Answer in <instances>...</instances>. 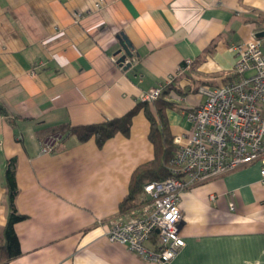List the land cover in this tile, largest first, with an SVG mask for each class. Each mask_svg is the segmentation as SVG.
Instances as JSON below:
<instances>
[{
	"label": "crops",
	"instance_id": "obj_1",
	"mask_svg": "<svg viewBox=\"0 0 264 264\" xmlns=\"http://www.w3.org/2000/svg\"><path fill=\"white\" fill-rule=\"evenodd\" d=\"M120 34L133 70L116 63ZM254 40L264 48V0H0V243L11 159L24 216L14 226L21 254L9 264H155L104 235L123 216L133 171L153 158L143 107L128 135L100 146L69 129L120 118L171 79L160 100L172 105L164 114L173 139L184 142L199 89L234 82L233 46ZM260 168L181 195L185 245L167 264H264Z\"/></svg>",
	"mask_w": 264,
	"mask_h": 264
},
{
	"label": "built area",
	"instance_id": "obj_2",
	"mask_svg": "<svg viewBox=\"0 0 264 264\" xmlns=\"http://www.w3.org/2000/svg\"><path fill=\"white\" fill-rule=\"evenodd\" d=\"M233 51L236 80L199 89L204 99L188 114L192 129L184 142L174 139L171 175L145 183L146 202L132 210L130 218L105 226L109 242L125 246L145 262L170 263L184 247L178 228L183 219L180 198L184 192L252 163L260 164L264 183V48L254 40L236 43ZM170 82L149 89L141 101L160 98ZM41 151L49 152L50 146ZM229 209H234L232 204Z\"/></svg>",
	"mask_w": 264,
	"mask_h": 264
},
{
	"label": "trees",
	"instance_id": "obj_3",
	"mask_svg": "<svg viewBox=\"0 0 264 264\" xmlns=\"http://www.w3.org/2000/svg\"><path fill=\"white\" fill-rule=\"evenodd\" d=\"M139 107H143L144 114L149 122L148 138L153 147V158L145 164L139 165L132 173L128 186V193L119 204V212L125 213L135 207L133 204L138 199H142L143 186L147 182L164 180L171 175V160L176 152V146L172 143L173 137L170 133L168 122L164 111L172 105L158 100L155 103V112L152 113L146 104L142 103L135 109L129 111L120 118L105 121L99 124L72 127L69 133L73 134L79 142L86 141L93 137L100 146L105 140L116 133L129 134L131 118ZM6 114L0 107V114ZM3 179L7 197V217L3 227V239L0 243V264H9L21 254L19 240L15 233L14 226L24 219L15 208V197L17 186L15 182V163L9 160L5 166ZM141 194V195H140ZM146 199L142 201L145 203Z\"/></svg>",
	"mask_w": 264,
	"mask_h": 264
},
{
	"label": "water",
	"instance_id": "obj_4",
	"mask_svg": "<svg viewBox=\"0 0 264 264\" xmlns=\"http://www.w3.org/2000/svg\"><path fill=\"white\" fill-rule=\"evenodd\" d=\"M117 40L119 45L121 46V50L117 51L115 55H118L121 51L123 52L120 57L116 60V63L120 65L123 70H130L131 69V61L130 59L132 58V47L129 41L124 37V35L120 34L117 36ZM133 70V69H131ZM182 222L179 225V230L181 229Z\"/></svg>",
	"mask_w": 264,
	"mask_h": 264
},
{
	"label": "rangeland",
	"instance_id": "obj_5",
	"mask_svg": "<svg viewBox=\"0 0 264 264\" xmlns=\"http://www.w3.org/2000/svg\"><path fill=\"white\" fill-rule=\"evenodd\" d=\"M159 99H160V98H157L156 100L149 101V102H143V103L147 105V107L149 108V110H150L152 113H154V112H155V103H156ZM196 107H197V106H196ZM196 107H195V108H196ZM177 138H178V137H177ZM49 143H50V142H48V144H46V145H49ZM172 143H173L174 145H176V143L174 142V139L172 140ZM144 198H145V197H144L143 192H142V199L144 200ZM143 200H142V201H143ZM142 201H141V199H138L137 201H135L133 204L135 205L136 208H134V209H132V210H135V209L141 207L142 204H143ZM145 202H146V201H145ZM132 210L127 211V212H125V213H121V214H123V216L120 215V216H118L117 218H115L113 221L118 220V219H120V220H125V219L130 218V215H131ZM119 213H120V212H119ZM111 223H112V222H111ZM111 223H110V224H107V225H105V226L109 227V226L111 225ZM105 226H104V227H105ZM105 228H106V227H105ZM104 233H105V231H104Z\"/></svg>",
	"mask_w": 264,
	"mask_h": 264
},
{
	"label": "bare ground",
	"instance_id": "obj_6",
	"mask_svg": "<svg viewBox=\"0 0 264 264\" xmlns=\"http://www.w3.org/2000/svg\"><path fill=\"white\" fill-rule=\"evenodd\" d=\"M141 195V194H140Z\"/></svg>",
	"mask_w": 264,
	"mask_h": 264
}]
</instances>
